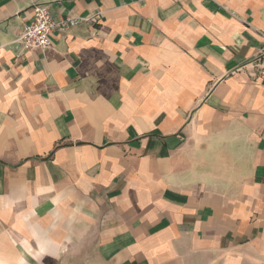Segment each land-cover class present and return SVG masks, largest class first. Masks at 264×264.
Listing matches in <instances>:
<instances>
[{"label":"crops","instance_id":"0c3cea01","mask_svg":"<svg viewBox=\"0 0 264 264\" xmlns=\"http://www.w3.org/2000/svg\"><path fill=\"white\" fill-rule=\"evenodd\" d=\"M0 264H264V0H0Z\"/></svg>","mask_w":264,"mask_h":264},{"label":"built area","instance_id":"2783aa9c","mask_svg":"<svg viewBox=\"0 0 264 264\" xmlns=\"http://www.w3.org/2000/svg\"><path fill=\"white\" fill-rule=\"evenodd\" d=\"M31 18L23 26L18 36L17 44L24 50H40L48 52L52 49L50 36L53 32H65L82 22L89 23V18L66 17L55 20L49 8L43 4H36L30 9Z\"/></svg>","mask_w":264,"mask_h":264}]
</instances>
